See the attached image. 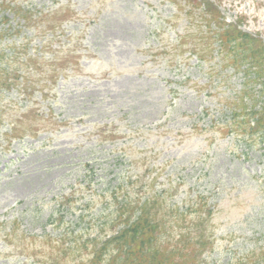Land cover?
<instances>
[{"label": "rangeland", "instance_id": "374dc122", "mask_svg": "<svg viewBox=\"0 0 264 264\" xmlns=\"http://www.w3.org/2000/svg\"><path fill=\"white\" fill-rule=\"evenodd\" d=\"M9 1L53 13L22 33L0 27L20 76L0 94V264H48L58 240L71 250L110 231L108 186L120 176L136 183L120 198L157 194L167 210L194 211L208 198L215 245L203 264H231L264 247V142L228 131L240 91L261 100L264 92L244 69L222 66L216 50L206 60L188 51L195 26L184 5ZM215 1L229 22L242 18L264 38V0ZM47 24L57 27L39 30ZM23 42L26 64L15 54ZM14 125L19 138L7 134ZM189 227L180 220L170 234ZM86 252L68 264H90Z\"/></svg>", "mask_w": 264, "mask_h": 264}, {"label": "trees", "instance_id": "16d2710c", "mask_svg": "<svg viewBox=\"0 0 264 264\" xmlns=\"http://www.w3.org/2000/svg\"><path fill=\"white\" fill-rule=\"evenodd\" d=\"M222 43L229 45L230 48L234 50L231 51L235 55L234 59L238 57V55H242V57L247 58V61L254 60L258 64L260 70L264 73V45H262L261 42L256 41L257 45H259V47H257L253 38L249 37L248 34L234 28L233 30H226L223 33ZM257 129H260V134L264 137V114H262L261 118L259 119ZM147 218L149 217H146V219ZM131 229V233L135 234L138 230H145L146 228L141 226V220H139L133 226L130 225L128 229H125L122 233L129 232ZM118 236L114 238L115 241L117 240ZM142 243V249H140L136 254L141 255L144 258L141 264H151L156 259L157 254H161L160 250L153 248V245L148 240V238L145 239V241H142ZM161 258L163 262L160 264H164L165 259L168 260L167 264H175V260L181 261L183 263L179 256H176V248L170 249L168 253L166 251H162ZM119 263L121 264L123 262Z\"/></svg>", "mask_w": 264, "mask_h": 264}]
</instances>
